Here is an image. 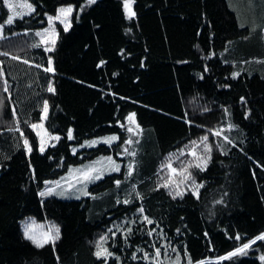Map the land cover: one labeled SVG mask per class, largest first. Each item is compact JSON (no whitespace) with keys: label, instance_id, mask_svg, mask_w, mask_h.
I'll return each mask as SVG.
<instances>
[{"label":"trees","instance_id":"1","mask_svg":"<svg viewBox=\"0 0 264 264\" xmlns=\"http://www.w3.org/2000/svg\"><path fill=\"white\" fill-rule=\"evenodd\" d=\"M86 1L29 0L34 12L6 25L0 0V264H151L145 253L161 248L163 259L165 247L170 260L172 248L179 252L180 264H264V241L247 255L218 259L264 232V0H132L131 18L124 0L84 8ZM64 5L74 6L70 27L58 25L47 52L35 31ZM49 57L54 72L44 71ZM44 101L45 127L61 137L41 152L31 125ZM130 113L138 136L127 131ZM102 135L118 139L81 147ZM205 135L211 159L204 171L191 169L202 187L194 195L191 183L183 185L173 199L157 188L168 171L161 165L170 154L173 167L187 163L185 146ZM125 147L136 156L121 155ZM106 154L120 171L90 183L91 195L39 196L45 181ZM26 216L58 225L60 238L36 247L23 234ZM101 235L107 261L95 255Z\"/></svg>","mask_w":264,"mask_h":264},{"label":"snow or ice","instance_id":"2","mask_svg":"<svg viewBox=\"0 0 264 264\" xmlns=\"http://www.w3.org/2000/svg\"><path fill=\"white\" fill-rule=\"evenodd\" d=\"M95 0H88L89 4L94 3ZM4 5L7 7L9 11V15L7 16V19L4 21V24L11 25L14 23V20L16 18H22L24 15L31 14L34 12V5L33 3L29 2V0H3ZM132 0H124V7L126 15L131 18L135 15V13L132 11ZM26 9L27 11H23ZM72 7L69 5L68 7H61L57 9V13L55 16H48V27L44 28L42 32H37L36 35L40 37V43L44 45H50V47H46L45 51L50 52L54 49L56 44V30L53 25L54 21H59L61 24L64 25V30L67 31L70 27L69 23V17L72 14ZM0 28H3V25H0ZM39 46V45H35ZM15 59V57H14ZM27 62V61H26ZM48 66L44 69L46 72H54L53 68V61L52 58H48ZM103 63V62H101ZM233 77L235 78L238 76V73H233ZM3 76L2 71H0V77ZM4 91H8L7 82L5 81ZM48 92H54L55 88L51 81L48 83ZM48 114V102L44 101L43 108H42V115L40 116V123L39 124H32V129H42L43 132H37V135L40 137V151L43 152L47 143L48 139H55L58 140L59 137L56 136H50L46 129H44L43 121L47 119ZM126 120L128 121V124L130 125L127 128V131L131 133L132 135L138 136L141 132L139 124L136 122L135 113H130ZM123 127V125H122ZM234 127V125L229 124L228 128L229 130ZM16 131H19L17 128ZM223 129L216 130L213 134L215 136H220ZM23 136V133H21ZM45 137H48V139H45ZM68 138H72V130L69 129L68 132ZM118 139L117 136L113 135L110 137L103 138L105 143L111 144L113 141H116ZM208 136H202L199 141H191L190 146L186 145L185 147L189 149L188 155L192 157L191 160H189L187 163L181 164L179 168L173 167L172 163V155L170 154V158L168 159L167 163L161 165V169H167V175L165 177H161V180L163 183H158L157 188L163 187L169 190V195L175 199L176 197H182L184 195V192L180 190L181 186L186 185L188 183H191L192 185V191L193 194L196 195L197 191L202 185L197 184L195 177L193 176V173L191 169L195 168L200 171H204L207 167V164L209 160L211 159V151L212 146L208 143ZM225 140H228V137H224ZM139 141H135V143H138ZM230 142V141H229ZM97 143V141H91L88 142V146H92L93 144ZM126 145H132L134 141L132 139H128L124 142ZM202 146L203 148V154H200L197 149ZM24 147L27 151L31 152L32 148L29 145V141L27 139H24ZM83 147V145L81 146ZM75 152V149H73ZM121 155H127L131 157L136 156V152L134 150L130 151L129 148L125 147L123 150V153ZM185 155L184 149H181L179 151V156ZM179 156L176 158L179 159ZM102 161L108 162V168L107 170L110 171H120V165L117 164L112 157H103L101 158V161H93L90 165L82 166L80 169H69V177H71V180H74L75 183H72L71 180H69L66 183V186L62 185L61 181L64 180L62 177L60 181H45L46 185H49L45 187L42 191L39 192L40 197H46L53 194L57 195H65L66 192H68L71 189H75L76 191H82L80 188H77L76 185H84L86 187L88 182H91L92 180H98L103 175V172L106 170L103 166L97 167V164H100ZM135 166V160L130 161L128 164V176H131L133 174ZM117 186H119L120 181H116ZM83 195H88L86 191H82ZM139 196V194H137ZM79 198V197H77ZM119 202V201H118ZM129 200H125L124 203H129ZM138 211L143 214L144 209L141 207L138 209ZM143 220L148 223L152 224L153 221L150 220L147 216H143ZM111 232L112 230L109 229ZM155 229H152L148 232V235L151 236L153 232H155ZM129 232H131V229H129ZM24 237L28 240H30L36 247H43L45 244L48 243H55L60 238V228L56 224H49L47 226V230H44L43 225H36L34 222L32 223H26L24 225L23 229ZM115 233H113L114 235ZM108 239L106 235H101L99 237V240L96 242V249L95 252L96 257L99 259L103 257L105 261H107V258L112 255L111 252L108 251L107 248H105L103 245L105 241ZM236 240H241V237L239 234L235 237ZM256 241H264V232L257 235L254 239H249L246 243H242L239 247H236L233 251H230L225 256L218 257L219 260H228L233 257H236L238 255H247L248 250L256 243ZM172 252L176 253L175 260H170L168 257V248L165 247L163 251V259H161L162 250L161 248L155 249V256L149 257L147 253L144 255L145 260H151V264H180L181 256L179 252L175 248L171 249ZM187 251L185 250V256L187 257ZM133 259H136L135 254L133 255ZM261 261H264V255L260 257ZM187 264H193V261L191 258H188ZM196 264H206V261L201 260L196 262Z\"/></svg>","mask_w":264,"mask_h":264},{"label":"rangeland","instance_id":"3","mask_svg":"<svg viewBox=\"0 0 264 264\" xmlns=\"http://www.w3.org/2000/svg\"><path fill=\"white\" fill-rule=\"evenodd\" d=\"M90 4L88 3V0L85 2V4L83 5V7L85 8V7H87V6H89ZM69 5H64V6H61V7H68ZM71 7H72V9H73V11H74V6L73 5H70ZM61 7H59V8H61ZM58 8V9H59ZM23 11H27L26 9H24ZM73 11H72V13H73ZM57 13V12H56ZM10 14V13H9ZM28 15H30V14H28ZM28 15H24V16H28ZM56 14H47L46 15V21H47V25L45 26V27H43V28H41V29H38V30H36L35 31V34L37 33V32H42L43 31V29L44 28H47L49 25H48V16H55ZM72 15V14H71ZM69 23H71V16L69 17ZM53 25H54V27H55V30H56V38H57V35H58V29H57V27H58V25H61L63 28H64V25L63 24H61L59 21H54L53 22ZM263 33H264V29H263ZM0 34H1V28H0ZM37 36V35H36ZM37 38H38V40L40 41V37L39 36H37ZM43 45V47L44 48H46V47H50V45H44V44H42ZM40 122H38V123H35V124H39ZM43 124H44V121H43ZM44 129H46L47 130V128L45 127V124H44ZM213 133L216 131V130H214V129H212L211 130ZM35 132H36V134H37V132H43V130L42 129H35ZM47 132H48V134L50 135V136H56V137H61V135H59V134H53V133H50L48 130H47ZM110 136H113V135H102V136H98V137H94V138H91V139H89V140H86L82 145H86V146H88V142H91V141H97V143H99V142H104V140H103V138H105V137H110ZM116 136V135H115ZM39 137V136H38ZM45 139H48V137H45ZM59 140V139H58ZM58 140H55V139H48V143H47V145H46V147L48 146V145H53V144H55ZM39 142H40V137H39ZM114 142V141H113ZM97 143H95V144H93V145H96ZM45 147V148H46ZM78 147V146H77ZM76 146H74L73 147V149H76L77 148ZM45 150V149H44ZM189 150H187L186 152H188ZM112 157V159L117 163V164H119L120 165V162L118 161V160H116L112 155H109V154H106V155H99V156H97V157H95V158H93V159H91V160H88V161H86V162H84V163H82V164H78V165H72L70 168L71 169H80L82 166H85V165H90L93 161H101V158H103V157ZM97 167H101V166H103L106 170L103 172V175L101 176V177H103L106 173H110V172H114V171H110V170H107V168H108V162L107 161H102L100 164H97L96 165ZM120 168H121V165H120ZM63 178H64V180L63 181H61V183H62V185H64V186H66V183L69 181V180H71V177H69V170H68V172L64 175V176H62ZM61 180V178L59 179V180H57V181H60ZM93 181H96V180H92L91 182H88L87 183V185H86V187L84 186V185H80V184H77L76 185V187L77 188H80L82 191H86L87 193H88V195H91L92 193L89 191V189H88V187H89V185H90V183H92ZM71 182L72 183H75V181L74 180H71ZM49 186V185H48ZM82 191H76L75 189H71V190H69L68 192H66L65 193V195H63V196H61V197H64V198H77V197H81V196H86V195H83L82 194ZM32 222H34L36 225H43L44 226V230H47V226L49 225V223L48 222H43V221H37V220H35V218L33 217V216H26L22 221H21V226H22V229H24V225L26 224V223H32Z\"/></svg>","mask_w":264,"mask_h":264}]
</instances>
